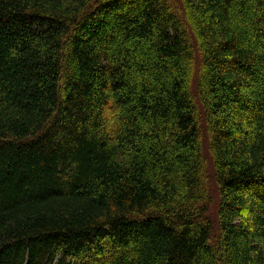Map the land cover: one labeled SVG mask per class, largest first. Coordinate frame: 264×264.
Masks as SVG:
<instances>
[{
    "label": "trees",
    "instance_id": "16d2710c",
    "mask_svg": "<svg viewBox=\"0 0 264 264\" xmlns=\"http://www.w3.org/2000/svg\"><path fill=\"white\" fill-rule=\"evenodd\" d=\"M0 264H264V0H0Z\"/></svg>",
    "mask_w": 264,
    "mask_h": 264
},
{
    "label": "rangeland",
    "instance_id": "374dc122",
    "mask_svg": "<svg viewBox=\"0 0 264 264\" xmlns=\"http://www.w3.org/2000/svg\"><path fill=\"white\" fill-rule=\"evenodd\" d=\"M212 185H213V184H212ZM213 187H214V186H210V189L213 190Z\"/></svg>",
    "mask_w": 264,
    "mask_h": 264
}]
</instances>
